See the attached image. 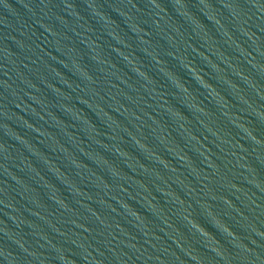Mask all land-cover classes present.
Instances as JSON below:
<instances>
[{"label":"water","instance_id":"1","mask_svg":"<svg viewBox=\"0 0 264 264\" xmlns=\"http://www.w3.org/2000/svg\"><path fill=\"white\" fill-rule=\"evenodd\" d=\"M0 264H264V0H0Z\"/></svg>","mask_w":264,"mask_h":264}]
</instances>
